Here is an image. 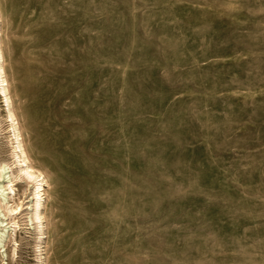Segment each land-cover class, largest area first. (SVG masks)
Masks as SVG:
<instances>
[{
	"label": "rangeland",
	"instance_id": "obj_1",
	"mask_svg": "<svg viewBox=\"0 0 264 264\" xmlns=\"http://www.w3.org/2000/svg\"><path fill=\"white\" fill-rule=\"evenodd\" d=\"M0 46L41 264H264V0H0ZM2 101L0 264H39Z\"/></svg>",
	"mask_w": 264,
	"mask_h": 264
},
{
	"label": "bare ground",
	"instance_id": "obj_2",
	"mask_svg": "<svg viewBox=\"0 0 264 264\" xmlns=\"http://www.w3.org/2000/svg\"><path fill=\"white\" fill-rule=\"evenodd\" d=\"M0 94L2 95V98H3L2 102L5 103L4 106L6 107V109L3 107L6 110V113H5L6 117L5 118H7L8 122H9L11 136H12V139L14 140V144H15L12 147V154H13V157H16V159H17L16 161H17V163H19V167H20L19 170H17L16 179H21L22 181L24 180L25 182L23 184H26V185L29 184L32 187V191H29V192H31V196H32L31 201L32 202H31V206L29 207V213H28V222L29 223L28 224L30 226H32L29 229H34L36 232V236H37L36 237V249L38 251L37 256H38V261H39L38 263L41 264V262L44 258V257L42 258V254H43L42 253L43 252L42 245H43L44 240L46 238V236H45V225H44L45 223L43 221V210H44V203H45V189H44V187L46 185V181H45L42 173H40L38 170L34 169L31 166L29 159L27 157L28 155L26 154L27 152H25V149L23 147L22 139L20 137L21 133L19 132L18 125L16 122V118H15V115L12 111L10 98L8 96V84L6 82L5 75H4L3 57H2L1 46H0ZM7 168H9V167H8V165H6V163L3 165L0 164V178L3 177V175H5V170H8ZM6 178L8 179L7 180L8 186H4L3 182H2L3 184L0 185V214H2L3 218L5 216H14V215H17L20 213V206H19L20 204L15 205V206H12V205L8 206L9 197L13 198L16 195V193L14 191V187H13L14 185L12 184L14 182L15 178L14 177H12V178L6 177ZM11 198H10V200H11ZM16 201H17V199H16ZM16 201H15V203H16ZM27 206H28V204H27ZM3 222H4V220L0 221V249L2 247H4V245H1V244H2V242H4L3 239L5 236L6 225L11 223L10 225L17 226L16 225L17 222H14V217H12L11 220L8 223H6L5 225L3 224ZM9 240H11V239H9ZM34 243H35V241H34ZM14 244H16V243H14Z\"/></svg>",
	"mask_w": 264,
	"mask_h": 264
}]
</instances>
